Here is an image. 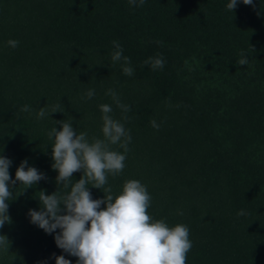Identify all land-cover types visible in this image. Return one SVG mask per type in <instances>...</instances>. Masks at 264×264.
I'll return each instance as SVG.
<instances>
[{"label": "trees", "instance_id": "obj_1", "mask_svg": "<svg viewBox=\"0 0 264 264\" xmlns=\"http://www.w3.org/2000/svg\"><path fill=\"white\" fill-rule=\"evenodd\" d=\"M229 2L0 0V155L12 160L13 179L25 159L48 177L21 194L18 184L6 201L12 222L0 234L11 243L0 264H55L53 253L76 264L54 233L30 222L28 210H39L35 195L42 189L70 190L56 185L51 167L48 132L61 128L55 120L72 122L90 141L103 139L105 103L132 137L125 168L108 175L113 195L127 180L144 184L153 219L188 226L186 264H264V0H253L255 7L240 0L234 11ZM9 39L19 46L9 47ZM113 41L130 57L134 75L111 62ZM157 55L162 69L144 64ZM108 89L131 106L128 113ZM24 105L31 112H22ZM53 105L61 111L37 119L40 107ZM88 187L93 199L104 196ZM241 210L247 214L238 216Z\"/></svg>", "mask_w": 264, "mask_h": 264}, {"label": "clouds", "instance_id": "obj_2", "mask_svg": "<svg viewBox=\"0 0 264 264\" xmlns=\"http://www.w3.org/2000/svg\"><path fill=\"white\" fill-rule=\"evenodd\" d=\"M144 2L145 0H138L137 4V0H129L133 7H142ZM239 2L240 0H230L226 7L234 11ZM242 2L255 7L253 0ZM112 43L115 50L111 55V62H122L124 75H134L130 57L123 55V48L117 41ZM7 44L16 48L19 41L9 39ZM237 62L241 66L248 64L243 51ZM164 63L162 55L149 57L144 61L153 70L162 69ZM94 95V89L85 93L87 99ZM106 95L112 97L122 113L126 114L131 110V106L122 103L113 89H108ZM99 108L102 112L103 139L93 137L90 141L87 133H78L72 122L55 120V125L59 124L61 128L57 130L54 126L48 132L49 140L54 138L51 167L58 173L56 185L62 183L64 189L70 190L61 193L56 187L51 194H46L42 189L38 196L35 195L40 202L39 210H28L30 222L47 234L54 233L57 247L76 257V264H186L187 254L192 248L187 225L169 226L163 219H153L147 211L152 197L139 180L125 181L122 190L115 196L112 188L106 187L108 175H119L125 168L124 162L132 137L124 123L113 117L111 105L100 104ZM21 111L31 112V107L24 105ZM56 111H61L59 105H53L51 111L40 107L36 117L43 119ZM122 119L127 121V115ZM150 124L159 130L160 125L155 119ZM113 145L122 148L123 152L115 150ZM11 165L10 158L0 155V229L5 223L12 222L6 201L14 199V188L18 184L23 185L19 192L21 194L41 180L48 179L45 173L30 166L27 159L20 162L13 179L9 172ZM77 172L82 174L73 182L71 178ZM88 185L101 189L104 196L93 199ZM246 214L244 210L237 213L238 216ZM10 243L5 234H0V252H8ZM52 256L55 264H72L65 255L53 253Z\"/></svg>", "mask_w": 264, "mask_h": 264}]
</instances>
